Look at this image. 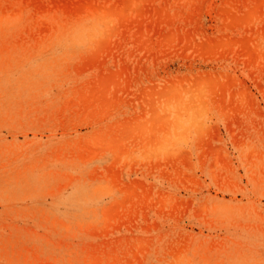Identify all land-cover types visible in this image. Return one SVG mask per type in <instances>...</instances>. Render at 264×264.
<instances>
[{
	"label": "rangeland",
	"instance_id": "374dc122",
	"mask_svg": "<svg viewBox=\"0 0 264 264\" xmlns=\"http://www.w3.org/2000/svg\"><path fill=\"white\" fill-rule=\"evenodd\" d=\"M81 1L0 0V264H264V0Z\"/></svg>",
	"mask_w": 264,
	"mask_h": 264
},
{
	"label": "bare ground",
	"instance_id": "6f19581e",
	"mask_svg": "<svg viewBox=\"0 0 264 264\" xmlns=\"http://www.w3.org/2000/svg\"><path fill=\"white\" fill-rule=\"evenodd\" d=\"M85 1L88 3L87 5H90V0H85ZM129 1H131V0H127V3H128ZM133 1H134V0H133ZM244 1H246V0H244ZM251 1H252V0H251ZM81 2H83V0H82ZM86 2H83V3L86 4ZM255 2H256V1H255ZM123 3H124V1H123ZM129 3H130V2H129ZM239 3H241V2H239ZM242 3H244V2H242ZM253 3H254V2H253ZM256 3H257V2H256ZM258 3H259V2H258ZM258 3H257V4H258ZM84 4H83V5H84ZM91 4H92V3H91ZM96 4H98L97 1H96ZM235 4H236V3H235ZM93 5H94V8L97 7V5L95 6V2H94L91 6L93 7ZM98 5H99V4H98ZM102 5H103V4H102ZM123 5H124V4H123ZM129 5H130V4H128V5H126V6L128 7ZM246 5H247V2H246ZM249 5H250V4H249ZM240 6H241V5H240ZM255 6H257V5H255ZM99 7H101V6L99 5ZM110 7H111V6H110ZM110 7H109V8L106 7V8L110 11V10L112 9V8H110ZM249 7H250V6H249ZM261 7H262V6H261ZM88 8H89V7H88ZM104 8H105V6H103V11H104ZM106 8H105V10L107 11V13H109V11H108ZM128 8H129V7H128ZM247 8H248V7H247ZM92 9H93V8H92ZM254 9H255V8H254ZM254 9H253V11H254ZM258 9H259V8H258ZM98 10H99V8H98ZM106 11H104V12H106ZM243 11H244V10H243ZM261 11H262V10H260L258 13L260 14ZM107 13H106V15H107ZM251 13H252V11H249V12L246 11V12H245V15H244L245 17L240 18V20L246 18V15H247V16H248V15L250 16V18L248 17V20L251 19V15H252V17H253V14H251ZM256 13H257V12H256ZM258 13H257V14H258ZM261 13H262V12H261ZM261 15H263V14H261ZM261 15H260V17H262ZM257 16H258V15H256L255 17H257ZM260 17H259V18H260ZM235 19L238 20V18H236V17H235ZM253 19H256V18H253ZM260 20H261V19H260ZM263 20H264V19H263ZM238 21H239V20H238ZM252 23H253V22H252ZM254 25H255V24H254ZM260 25H261V24H260ZM251 26H252V25H251ZM262 26H263V25H262ZM257 27H258V26H257ZM253 28H254V27H253ZM251 29H252V28H251ZM261 29H262V28H261ZM254 33H255V32H254ZM263 60H264V59H263ZM263 60H262V61H263ZM262 64H264V63H262ZM254 81H255V80H254ZM259 89H260V88H259ZM262 89H263V88H262ZM231 90H232V88H231ZM231 90L229 91V93H231ZM235 90H236V89H235ZM242 90H243V89H242ZM238 91H239L240 94H241L240 89L237 90V92H238ZM243 91H244V90H243ZM245 91H246V90H245ZM233 92H235V91L233 90ZM193 93H194V92H193ZM248 93H249V92H248ZM231 95H232V94H231ZM242 95H243V94H242ZM254 98H255V97H254ZM230 99H231V97H230ZM233 99H234V98H233ZM232 102H233V101H232ZM232 104H233V103H232ZM257 104H258V103H257ZM230 107H231V106H230ZM231 108H232V107H231ZM250 108H251V106H250ZM255 110H256V109H255ZM260 111H261V110H260ZM260 111H259V113H260ZM177 118H178V116H177ZM178 120H179V119H178ZM194 120H195V118H194ZM194 120H193V122H194ZM179 121H180V120H179ZM179 121H178V122H179ZM196 121H197V120H196ZM259 121H260V120H259ZM176 122H177V121H176ZM182 122H183V121H182ZM180 123H181V122H180ZM180 123H179V125L182 124V123H181V124H180ZM201 123H202V125H201ZM177 124H178V123H177ZM179 125H178V126H179ZM182 126H183V125H182ZM197 126H198L197 129H200L199 127H201V126H202V128H203V122L198 121ZM186 128H187V126H186ZM186 128L184 127V129H183L184 132H185V129H186ZM177 130H178V129H177ZM200 130H201V129H200ZM181 131H182V130H181ZM177 132H178V131H177ZM177 132H176V134H177ZM179 132H180V131H179ZM179 132H178V133H179ZM182 133H183V132H182ZM182 133H180L179 135H181ZM200 133H201V131H200ZM177 135H178V134H177ZM182 135H183V134H182ZM185 137H186V135H185ZM163 141L165 142V140H163ZM166 141H167V140H166ZM168 141H169V140H168ZM168 141H167V142H168ZM171 141H172V140H171ZM206 141H207V140H206ZM164 142H163V143H164ZM169 142H170V141H169ZM154 143H155V142H154ZM163 143H162V145H164ZM170 143H171V142H170ZM173 143H175V142H173ZM159 144H161V142H160ZM165 144H166V142H165ZM155 145H157V144L155 143ZM155 145H154V146H155ZM162 145H160V148L165 147V145H164V146H162ZM174 145H175V144H174ZM166 146H167V145H166ZM172 146H173V145H172ZM168 147H169V146H168ZM173 147H174V146H173ZM175 147H176V146H175ZM178 147H179V145H178ZM178 147H177V151L179 150ZM168 149H170L169 153H170V152H174V151H172L173 148H170V147H169ZM212 149H213V148H212ZM163 150H164V149H163ZM174 150H175V149H174ZM209 150H210V149H209ZM175 151H176V150H175ZM215 151H217V149H216ZM165 152H166V151H165ZM251 152H252V151H251ZM169 153H168V154H169ZM175 153H176V152H175ZM175 153H174V154H175ZM208 153H209V152H208ZM214 154H215V153H214ZM175 155H176V154H175ZM219 156H220V155H218V157H219ZM174 158H175V157H174ZM213 158H214V156H213ZM203 159H204V158H203ZM222 159H223V158H222ZM169 160H170V159H169ZM216 160H217V159H216ZM220 160H221V159H220ZM170 162H172V161H170ZM177 164H178V163H177ZM230 164H231V163H230ZM201 165H202V164H201ZM208 165H209V164H208ZM217 165H218V164H217ZM184 166H185V165H184ZM211 166H212V165H211ZM189 169H190V168H189ZM190 176H191V175H190ZM167 195H168V194H167ZM151 196H152V195H151ZM165 197H167V196H165ZM165 197H164V198H165ZM175 197H176V196H175ZM145 198H146V197H145ZM158 198H159V197H158ZM166 200H167V199H166ZM161 201H162V200H161ZM162 202H163V201H162ZM162 202H161V203H162ZM165 202H166V201H165ZM174 203H175V202H174ZM162 205L164 206V204H162ZM169 205H170V204H169ZM204 205H205V204H204ZM190 206H191V205H190ZM203 207H204V206H203ZM167 208H168V207H167ZM206 208H207V207H206ZM139 209H140V208H139ZM174 212H175V211H174ZM176 212H177V211H176ZM151 225H152V223H151ZM153 226H154V225H153ZM171 250H172V249H171ZM178 255H179V254H178ZM178 255H177L176 257H178ZM182 257H183V256H182ZM115 258H116V257H115ZM179 258H180V257H179ZM99 259H100V258H99ZM117 259H118V258H117ZM182 259H183V258H182ZM94 260H95V258H94ZM112 260H113V259H112ZM95 261H96V260H95ZM106 261H107V260H106ZM98 263H99V261H98ZM129 263H130V262H129ZM172 263H173V262H172ZM172 263H171V264H172ZM130 264H131V263H130Z\"/></svg>",
	"mask_w": 264,
	"mask_h": 264
}]
</instances>
